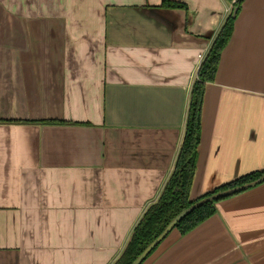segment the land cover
Returning <instances> with one entry per match:
<instances>
[{
    "label": "crops",
    "instance_id": "crops-1",
    "mask_svg": "<svg viewBox=\"0 0 264 264\" xmlns=\"http://www.w3.org/2000/svg\"><path fill=\"white\" fill-rule=\"evenodd\" d=\"M172 1L187 9L0 0V264H113L159 199L235 3ZM263 169L264 0H246L206 87L191 197ZM217 209L144 264H264V183Z\"/></svg>",
    "mask_w": 264,
    "mask_h": 264
},
{
    "label": "trees",
    "instance_id": "trees-1",
    "mask_svg": "<svg viewBox=\"0 0 264 264\" xmlns=\"http://www.w3.org/2000/svg\"><path fill=\"white\" fill-rule=\"evenodd\" d=\"M227 1L231 3L234 0ZM233 6L234 8L239 7L238 14L233 16V8L232 12L226 19L224 26L216 37L209 53L205 56V59L199 68L198 78L192 89L186 133L174 171L166 183L159 199L145 211L134 228L124 250L113 264H132L137 257L141 255L142 252L166 229L172 220L194 204L204 199L212 198L220 193L252 184L264 177V169L255 171L216 187L197 199H192L191 197V190L198 164L199 147L202 140V111L206 87L208 83H212L215 80L222 52L232 38L235 21L239 15L242 3L236 1ZM162 7L170 9H187L185 4L172 0H162ZM3 122L5 121L0 120V123ZM52 122L55 123V121ZM251 188L254 187L243 189L204 203L183 218L176 225L173 232L177 231L181 235L190 233L218 212L217 204L220 201ZM159 247L160 246H158L150 256Z\"/></svg>",
    "mask_w": 264,
    "mask_h": 264
},
{
    "label": "water",
    "instance_id": "water-1",
    "mask_svg": "<svg viewBox=\"0 0 264 264\" xmlns=\"http://www.w3.org/2000/svg\"><path fill=\"white\" fill-rule=\"evenodd\" d=\"M235 1H239L240 3H243L246 0H235ZM238 11H239V7L234 8L233 16H236L238 14ZM259 183H261V184L264 183V177L261 178L260 180H258L257 182L252 183V184H248L246 186H243V187H240V188H237V189H234V190H230V191H227V192H224V193H220V194H218V195H216V196H214L212 198L204 199V200L194 204L190 208L186 209L181 214H179L174 220H172V222H170V224L166 227V229L142 252L141 255H139L137 257V259L132 264H143L148 259L150 254L168 238V236L175 229L176 225L183 218H185L192 211H194L196 208L200 207L201 205H203L204 203H206V202H208L210 200H214V199H216L218 197L226 196V195L235 193V192L243 190V189H247V188H250V187H255Z\"/></svg>",
    "mask_w": 264,
    "mask_h": 264
},
{
    "label": "built area",
    "instance_id": "built-area-1",
    "mask_svg": "<svg viewBox=\"0 0 264 264\" xmlns=\"http://www.w3.org/2000/svg\"><path fill=\"white\" fill-rule=\"evenodd\" d=\"M235 2H236V1H235ZM199 59H200V62L202 63L203 60L205 59V55H200V56H199Z\"/></svg>",
    "mask_w": 264,
    "mask_h": 264
}]
</instances>
